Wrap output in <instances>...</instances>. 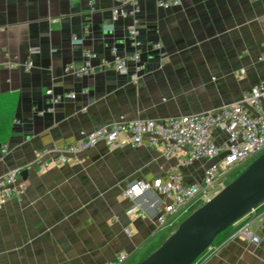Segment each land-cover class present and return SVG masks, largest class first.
Returning a JSON list of instances; mask_svg holds the SVG:
<instances>
[{
	"label": "crops",
	"instance_id": "0c3cea01",
	"mask_svg": "<svg viewBox=\"0 0 264 264\" xmlns=\"http://www.w3.org/2000/svg\"><path fill=\"white\" fill-rule=\"evenodd\" d=\"M124 1L0 0V176L26 171L18 178L22 195L0 207V264H105L120 252L128 255L121 264L143 260L199 202L158 226L157 207L168 199L149 191L131 200L123 189L165 179L176 160L160 148L100 142L38 171V154L120 120L218 109L264 85V0H180L169 9L140 0V61H129L124 74H66L64 65L82 62L88 50L95 65L111 58L112 47L133 53L127 27L134 16L111 18L116 7L131 11ZM28 60L33 67L25 71ZM71 92L74 99L52 102ZM207 164L184 168L185 183L199 181ZM136 204L141 215H129ZM247 222L258 245L234 236ZM202 264H264V203L218 235Z\"/></svg>",
	"mask_w": 264,
	"mask_h": 264
},
{
	"label": "built area",
	"instance_id": "2783aa9c",
	"mask_svg": "<svg viewBox=\"0 0 264 264\" xmlns=\"http://www.w3.org/2000/svg\"><path fill=\"white\" fill-rule=\"evenodd\" d=\"M124 3L130 5L131 11L127 12L122 7H116L112 10L111 18L115 21L128 14L134 16L127 27L132 39L133 53L127 57L120 55L117 49L112 47L111 58L102 59L95 65L93 63L95 55L88 50L84 52L82 62H68L64 65L66 74L76 78L107 70L124 74L127 72L129 61L136 63L140 61L137 16L141 10L140 0H125ZM179 3L180 0H159L158 6L169 9ZM72 42L77 43L79 39L73 36ZM262 45L263 52L259 60L264 63V41ZM153 47L159 48V45L154 44ZM34 52L36 50L32 49L31 53ZM32 67L31 60L22 65L25 71L31 70ZM142 68L143 66H138L137 69ZM243 72L244 69H241L240 73ZM137 79L136 74L131 76L134 83ZM81 92L85 93L86 90ZM75 97V92L55 95L52 102L56 104L63 99ZM100 142L112 147L131 144L135 147L160 148L166 159L176 160L175 165L167 170L165 179L157 177L152 181L135 180L123 189V195L131 200H136L149 191L167 198V202L157 207L156 223L158 226H163L168 222L169 217L171 219L183 212L191 203L205 202L212 197L226 184L228 173L264 151V85H254L244 91L238 101L211 111L167 117L161 120H120L95 129L61 149H43L33 163L38 171H44L50 164L64 163L70 156L87 151ZM2 152H7L6 147L2 149ZM45 155L51 156L44 159ZM200 161L208 162L203 168L201 179L194 183H185L183 169ZM20 175L21 169H12L0 176V207L10 198L19 197L24 192L26 185L24 182H18ZM128 214L140 216V206L136 204L128 211ZM250 224V222L242 224L234 236H242L258 245L260 237L251 230ZM211 247L192 264H202L203 257ZM127 257L126 252H120L114 260L105 264H121Z\"/></svg>",
	"mask_w": 264,
	"mask_h": 264
},
{
	"label": "water",
	"instance_id": "95a60500",
	"mask_svg": "<svg viewBox=\"0 0 264 264\" xmlns=\"http://www.w3.org/2000/svg\"><path fill=\"white\" fill-rule=\"evenodd\" d=\"M262 203L264 151L186 216L152 253L136 264H192L214 244L218 235Z\"/></svg>",
	"mask_w": 264,
	"mask_h": 264
},
{
	"label": "rangeland",
	"instance_id": "374dc122",
	"mask_svg": "<svg viewBox=\"0 0 264 264\" xmlns=\"http://www.w3.org/2000/svg\"><path fill=\"white\" fill-rule=\"evenodd\" d=\"M256 157H254L253 159L248 160L247 162H245L243 165L239 166L238 168L232 170L230 173H228L227 178H226V184L229 183L233 178H235L243 169H245ZM196 202V201H195ZM195 202L191 203L189 206H191L192 204H194ZM203 203V201H200L198 205H195V207H199L201 204ZM195 207L192 208V210L186 215L188 216L194 209ZM196 207V208H197ZM185 216V217H186ZM184 217V218H185ZM183 218V219H184Z\"/></svg>",
	"mask_w": 264,
	"mask_h": 264
},
{
	"label": "trees",
	"instance_id": "16d2710c",
	"mask_svg": "<svg viewBox=\"0 0 264 264\" xmlns=\"http://www.w3.org/2000/svg\"><path fill=\"white\" fill-rule=\"evenodd\" d=\"M216 240V239H215Z\"/></svg>",
	"mask_w": 264,
	"mask_h": 264
}]
</instances>
